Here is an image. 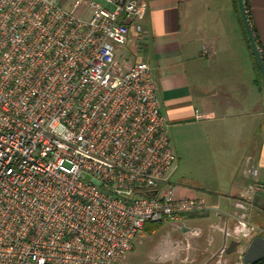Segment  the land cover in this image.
<instances>
[{"label": "built area", "instance_id": "2783aa9c", "mask_svg": "<svg viewBox=\"0 0 264 264\" xmlns=\"http://www.w3.org/2000/svg\"><path fill=\"white\" fill-rule=\"evenodd\" d=\"M71 6L0 0V264H118L146 222L218 209L172 196L151 68L118 59L144 0ZM250 174L231 216L252 238L264 232L247 220L249 200L264 186Z\"/></svg>", "mask_w": 264, "mask_h": 264}, {"label": "crops", "instance_id": "0c3cea01", "mask_svg": "<svg viewBox=\"0 0 264 264\" xmlns=\"http://www.w3.org/2000/svg\"><path fill=\"white\" fill-rule=\"evenodd\" d=\"M73 1L57 0L65 9ZM243 1L264 64V0ZM144 2L143 14L128 26L118 59L125 66L144 61L151 68L175 159L174 136L180 148L196 141L205 149L217 145L219 181L212 186L211 196L205 198L179 180H171L174 171L168 187L172 196L202 197L209 207L218 209L184 215L178 222L186 227L179 224L173 234L157 235V228L150 230L146 222L135 242L155 264H243L253 237L237 236L238 223L231 213L241 211L240 194H246L253 183L251 167H257V181L264 186V88L238 0ZM73 12L84 18L89 15L82 6ZM249 202L247 220L264 232V191ZM260 237L264 239V233ZM175 238L182 248H176ZM258 263L264 264V257L253 264Z\"/></svg>", "mask_w": 264, "mask_h": 264}, {"label": "rangeland", "instance_id": "374dc122", "mask_svg": "<svg viewBox=\"0 0 264 264\" xmlns=\"http://www.w3.org/2000/svg\"><path fill=\"white\" fill-rule=\"evenodd\" d=\"M119 58V53H118ZM176 136L173 138L171 146H175L178 150L177 159H175V170L171 180H179L181 184L192 188L197 194L203 195L205 198L210 195L212 186L216 184L218 179V163L216 147L210 148L206 145L203 148L196 143L180 148L176 142ZM157 226V224H156ZM157 235L164 231H170V221L165 220L158 223L156 229ZM118 264H155L150 260L143 246L136 245L132 248L124 259ZM160 264H189L182 262L160 263Z\"/></svg>", "mask_w": 264, "mask_h": 264}, {"label": "water", "instance_id": "95a60500", "mask_svg": "<svg viewBox=\"0 0 264 264\" xmlns=\"http://www.w3.org/2000/svg\"><path fill=\"white\" fill-rule=\"evenodd\" d=\"M238 5H239V10H240V14H241V18H242L244 27H245L247 35H248V39L250 41L251 47H252L254 55L256 57V61H257V64H258V67H259V70L261 73V77H262V85L264 88V64L262 62V58L259 54L258 47L256 45V41L254 39L251 27H250L249 22H248V18H247L245 7H244V1L238 0ZM179 224H180V226L186 227V223L172 222V223H170V231L169 232H171V234H173L175 232L173 228H178ZM243 239H245V240L250 239V237L245 236V237H243ZM175 241L177 242L176 248H182L183 247L180 245V242H179L180 239L179 238H175ZM136 242L135 241L133 242V244L135 246L137 245ZM178 243H179V245H178ZM262 257H264V239L260 236L253 237L249 243V246H248L246 252L243 255L242 262H243V264H253V263L259 261Z\"/></svg>", "mask_w": 264, "mask_h": 264}, {"label": "trees", "instance_id": "16d2710c", "mask_svg": "<svg viewBox=\"0 0 264 264\" xmlns=\"http://www.w3.org/2000/svg\"><path fill=\"white\" fill-rule=\"evenodd\" d=\"M244 7H245V10H247V5L244 3ZM246 14H247V12H246ZM257 223H260L258 220H257ZM263 222H261V224H262ZM156 224H157V226H156ZM145 228V227H144ZM154 228H158V223H150V230L151 229H154ZM258 264H261V263H258Z\"/></svg>", "mask_w": 264, "mask_h": 264}]
</instances>
